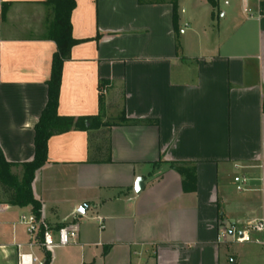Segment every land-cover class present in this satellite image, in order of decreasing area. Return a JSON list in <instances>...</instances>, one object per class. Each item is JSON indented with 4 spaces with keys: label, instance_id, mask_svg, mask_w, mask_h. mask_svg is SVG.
<instances>
[{
    "label": "crops",
    "instance_id": "0c3cea01",
    "mask_svg": "<svg viewBox=\"0 0 264 264\" xmlns=\"http://www.w3.org/2000/svg\"><path fill=\"white\" fill-rule=\"evenodd\" d=\"M3 2L0 153L21 164L34 158L48 101L54 12L47 0ZM75 2L79 43L64 62L58 112L101 115L108 125L52 136L32 188L41 218L56 229L75 225L78 236L51 251L31 248L20 221L31 207L0 193V264H18V244L42 259L49 253L47 264H264L263 247L219 238L224 224L264 221L260 0ZM101 142L108 150L91 160ZM171 163L193 168V188ZM238 174L250 179L245 191L235 187Z\"/></svg>",
    "mask_w": 264,
    "mask_h": 264
},
{
    "label": "trees",
    "instance_id": "16d2710c",
    "mask_svg": "<svg viewBox=\"0 0 264 264\" xmlns=\"http://www.w3.org/2000/svg\"><path fill=\"white\" fill-rule=\"evenodd\" d=\"M47 3L53 6L54 15L49 32L51 39L57 45V50L53 56L51 77L47 82L48 101L34 128V158L29 162L15 164L6 161L0 153V190L2 195L10 205L19 207L30 206L32 214L37 219H41V202L35 198L32 185L36 172L47 162L49 139L54 135H60L72 130L100 129L108 125L103 122L101 115L74 117L59 114L58 106L64 62L70 59L72 48L79 43L73 37L71 22L76 2L75 0H47ZM211 3L216 8L215 0H211ZM260 4L264 11V0H260ZM103 86L104 83L101 84V88ZM129 122L141 124L149 123L150 121L135 119L129 120ZM106 145L105 142L96 144L94 148L95 156L91 160L102 155L104 150H108ZM16 165L22 168L21 176L12 171V168ZM188 165L185 163H171V167L181 173H185L186 178L183 181L185 189L193 188L195 183L193 168H184ZM60 227L58 226L57 228ZM50 258V254L47 253V262L50 261Z\"/></svg>",
    "mask_w": 264,
    "mask_h": 264
},
{
    "label": "built area",
    "instance_id": "2783aa9c",
    "mask_svg": "<svg viewBox=\"0 0 264 264\" xmlns=\"http://www.w3.org/2000/svg\"><path fill=\"white\" fill-rule=\"evenodd\" d=\"M3 0H0V28L3 23ZM247 11V10H246ZM264 13V11H262ZM105 91V90H103ZM249 177L244 174H238L234 177V183L237 191L248 189ZM101 223L100 219H98ZM21 223L27 225L31 236L29 246H40L45 251H51L57 246H65L76 242L78 229L75 225H65L58 229L50 225L44 219H37L34 214H23ZM263 219H245L236 220L224 224L220 233V240H231L235 243H256L264 248ZM23 245L18 244L19 260L18 264H47L46 259H42L32 252L23 250Z\"/></svg>",
    "mask_w": 264,
    "mask_h": 264
},
{
    "label": "rangeland",
    "instance_id": "374dc122",
    "mask_svg": "<svg viewBox=\"0 0 264 264\" xmlns=\"http://www.w3.org/2000/svg\"><path fill=\"white\" fill-rule=\"evenodd\" d=\"M195 1H197V0H194V2ZM0 193L2 194L1 190H0ZM248 248H251V249L256 250V251H261L262 246L261 245H258L256 243H251ZM240 264H261V261H259V260H248V259H245V260L241 261Z\"/></svg>",
    "mask_w": 264,
    "mask_h": 264
},
{
    "label": "water",
    "instance_id": "95a60500",
    "mask_svg": "<svg viewBox=\"0 0 264 264\" xmlns=\"http://www.w3.org/2000/svg\"><path fill=\"white\" fill-rule=\"evenodd\" d=\"M143 185H144L143 179L142 178H138L137 183H136V186H135L136 192L139 193L141 191V189L143 188Z\"/></svg>",
    "mask_w": 264,
    "mask_h": 264
}]
</instances>
